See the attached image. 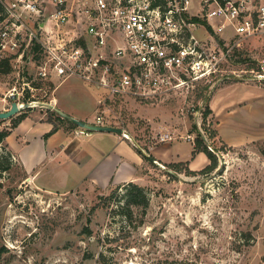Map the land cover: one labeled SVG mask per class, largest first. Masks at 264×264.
I'll list each match as a JSON object with an SVG mask.
<instances>
[{
    "label": "rangeland",
    "instance_id": "374dc122",
    "mask_svg": "<svg viewBox=\"0 0 264 264\" xmlns=\"http://www.w3.org/2000/svg\"><path fill=\"white\" fill-rule=\"evenodd\" d=\"M239 49L240 55L224 66L226 78L214 87L199 85L152 102L109 96L75 77L57 85L34 80L41 88L26 97L38 103L17 114L47 119L53 110L47 104L61 108L64 101L87 122L101 118L106 125L124 129L138 148L149 151L151 145L178 141L171 147L181 156L190 154V142L201 133L217 154L218 166L207 173L168 176L167 163L145 159L134 181L142 187L137 196L142 203L127 206L124 186L109 202L114 185L85 183L66 192L37 191L8 145L0 146V264H264V126L244 123L242 130L237 123L230 130L227 120L222 132L253 135L233 145L220 134L222 117L214 109L203 125L206 106L212 107V96L224 84L249 82L264 88V80H254L249 72L258 64L248 67L243 61L261 58L264 39L243 42ZM12 63L9 72H0V108L8 105L2 98L13 85L20 89L23 79L33 78L31 66L18 73ZM222 92L232 105L252 93L244 87ZM10 121L4 119L0 128ZM161 131L170 132L171 142L159 144ZM208 163L206 157L198 169ZM74 182L67 179L70 186ZM127 209L133 210L130 224L122 213Z\"/></svg>",
    "mask_w": 264,
    "mask_h": 264
},
{
    "label": "built area",
    "instance_id": "2783aa9c",
    "mask_svg": "<svg viewBox=\"0 0 264 264\" xmlns=\"http://www.w3.org/2000/svg\"><path fill=\"white\" fill-rule=\"evenodd\" d=\"M254 39H264V0H0V60L18 73L31 66L33 77L8 90L3 108L38 103L29 98L41 88L34 80L57 85L75 77L144 102L214 87L242 43ZM256 61L249 72L261 81L264 53ZM121 135L130 139L124 129ZM171 139L158 134L160 142Z\"/></svg>",
    "mask_w": 264,
    "mask_h": 264
},
{
    "label": "crops",
    "instance_id": "0c3cea01",
    "mask_svg": "<svg viewBox=\"0 0 264 264\" xmlns=\"http://www.w3.org/2000/svg\"><path fill=\"white\" fill-rule=\"evenodd\" d=\"M248 83L224 84L215 91L211 100V110L214 109L216 114H220L222 117L223 125H221L220 134L229 138L233 145H239L242 140L253 135L242 132L232 135L226 131L222 132L223 129H227V120L230 130L233 129V126L235 128L237 123L241 124L240 129L242 130L246 128L244 123H256L264 126V88ZM235 87H244L252 93L248 94V99L232 105L228 102L229 100H225L227 97H224L222 91ZM247 102L249 103L247 107L236 108V106ZM64 103V101L62 103L60 101L61 110L77 119H85L77 113L71 112L70 107ZM3 107L0 108V111L4 110ZM52 128L53 123L47 119L26 115L6 138L8 148L22 165L32 188L37 191L42 189L49 192H66L76 187H82L85 183L107 188L110 185L134 182L140 178L139 171L145 163L143 154H152L155 163L158 164H161L160 161L164 163L188 161V166L192 170H199V164L207 157L204 152H197L192 158L191 151L194 143L191 142L187 150L190 154L188 155L187 152L181 156L176 147H171L173 146L171 144L178 141L167 145H151L147 151L144 148L136 147L132 140L123 137L120 132L116 131L94 130L93 132L89 131L88 134L79 135L75 133L79 126L64 127L62 124L53 133L45 136ZM169 142L171 141L159 144ZM44 173L46 178L42 180L41 175ZM47 174L53 176L49 178ZM68 178L75 181L74 186L67 184ZM46 181L52 184H48Z\"/></svg>",
    "mask_w": 264,
    "mask_h": 264
},
{
    "label": "trees",
    "instance_id": "16d2710c",
    "mask_svg": "<svg viewBox=\"0 0 264 264\" xmlns=\"http://www.w3.org/2000/svg\"><path fill=\"white\" fill-rule=\"evenodd\" d=\"M244 63H247L248 67L254 66L255 63H257L256 59H244ZM11 69L9 59H1L0 60V72L1 73H7ZM50 116L47 118L48 121L53 123V128L52 130L46 134L45 136H48L49 134L53 133L59 126V124L65 123L68 124L70 127H77V124L73 121H70L66 118L61 117L56 111L50 110ZM211 108L209 105L206 106L205 111H204V120H203V125L205 126V119L208 116L209 113H211ZM27 114L24 112H21L15 116H12L10 118V124L6 125L3 128H0V146L5 147L6 146V138L8 135L12 132V129L18 125V123L26 116ZM4 119H0V123L3 122ZM206 128V127H205ZM261 153L264 156V147L261 148ZM197 152H204L206 156L209 159V163L205 165L203 168L199 170H192L188 166V161H177V162H170L167 163V165L174 171V172H184L187 175H196L199 173H207L212 170H214L218 166V157L217 154L209 148L207 145L206 141L202 137L201 133H198L195 140H194V146L191 151V157L193 158ZM11 153V151H10ZM143 157L145 159L154 160V157L152 154L150 155H145L143 154ZM4 165H9V163H6ZM6 169L7 167L4 166ZM168 176H173L174 174L170 172H166ZM125 187L126 192L124 193V197H126V205L127 206H132V205H137L141 204L142 201L138 200V195L142 193V187L138 185L135 182H128V183H123L116 185L114 189L112 190L111 194L108 195V200L112 199L114 196L117 195V190L120 187ZM122 213L126 216L127 222L130 224L134 219H133V210L132 209H127L126 211H122ZM91 235V233H89ZM1 253V252H0ZM102 256V255H101Z\"/></svg>",
    "mask_w": 264,
    "mask_h": 264
},
{
    "label": "water",
    "instance_id": "95a60500",
    "mask_svg": "<svg viewBox=\"0 0 264 264\" xmlns=\"http://www.w3.org/2000/svg\"><path fill=\"white\" fill-rule=\"evenodd\" d=\"M49 108L55 110L61 117L66 118L70 121H73L77 124V126L86 128L87 130H99V131H116V132H122V129L115 128L106 124H92L85 120L77 119L76 117L64 112L60 108L54 106V104L49 103L47 104ZM24 107H30V105L26 104ZM20 107L18 106L16 101L11 102V106L7 110L0 111V119H8L11 118L13 115L20 112ZM168 172L174 174L175 172L172 169H168Z\"/></svg>",
    "mask_w": 264,
    "mask_h": 264
}]
</instances>
